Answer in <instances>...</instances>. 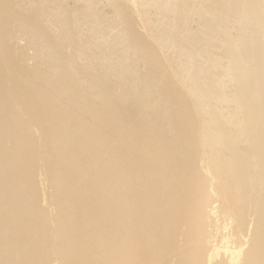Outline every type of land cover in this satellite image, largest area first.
I'll list each match as a JSON object with an SVG mask.
<instances>
[{
	"label": "bare ground",
	"instance_id": "obj_1",
	"mask_svg": "<svg viewBox=\"0 0 264 264\" xmlns=\"http://www.w3.org/2000/svg\"><path fill=\"white\" fill-rule=\"evenodd\" d=\"M0 264H264V0H0Z\"/></svg>",
	"mask_w": 264,
	"mask_h": 264
}]
</instances>
